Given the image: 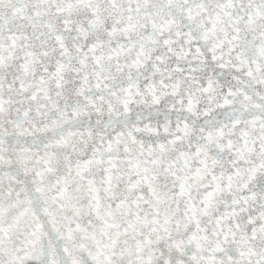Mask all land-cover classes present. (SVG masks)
Masks as SVG:
<instances>
[{
    "label": "snow or ice",
    "instance_id": "obj_1",
    "mask_svg": "<svg viewBox=\"0 0 264 264\" xmlns=\"http://www.w3.org/2000/svg\"><path fill=\"white\" fill-rule=\"evenodd\" d=\"M0 264H264V0H0Z\"/></svg>",
    "mask_w": 264,
    "mask_h": 264
}]
</instances>
